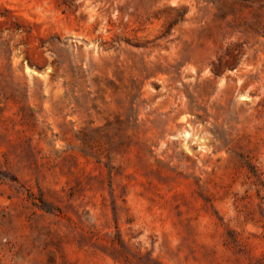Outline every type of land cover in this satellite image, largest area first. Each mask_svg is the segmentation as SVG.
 <instances>
[{"label": "rangeland", "instance_id": "obj_1", "mask_svg": "<svg viewBox=\"0 0 264 264\" xmlns=\"http://www.w3.org/2000/svg\"><path fill=\"white\" fill-rule=\"evenodd\" d=\"M0 264H264V0H0Z\"/></svg>", "mask_w": 264, "mask_h": 264}]
</instances>
